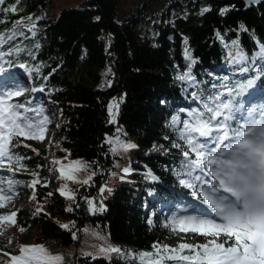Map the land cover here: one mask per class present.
Returning a JSON list of instances; mask_svg holds the SVG:
<instances>
[{
	"label": "trees",
	"instance_id": "16d2710c",
	"mask_svg": "<svg viewBox=\"0 0 264 264\" xmlns=\"http://www.w3.org/2000/svg\"><path fill=\"white\" fill-rule=\"evenodd\" d=\"M54 1L19 0L18 14H0V18L9 21L0 25V30L10 29L12 22L20 17L31 16L37 24L34 39L21 38L27 51L6 59L15 61L16 65L25 63L29 68L39 67V72L29 76L18 66L6 64L5 67H8V73L26 75L31 88L46 85L42 92L44 99L59 112L48 144L54 138L63 147L60 153L90 164L97 174L90 186H81L79 205L73 202L75 209H48L54 206L53 202L62 200L57 197L58 192L50 190L60 176L54 181L43 173L42 155L49 156L48 144L41 148L40 142L27 140L39 152L36 155L30 149H18L31 157L24 161L29 171L14 169L10 172L5 166L0 168V179L11 178L30 185L34 179L31 173L38 172L41 182L29 188V199L44 208L38 215L34 214L35 210L29 215L23 210H14L17 212L16 226L7 222L18 231L22 227L23 232L35 226L32 242L35 246L51 247L62 256L63 264H141L124 252H119L122 255L112 260L81 253L86 225L104 233L111 244L153 254L142 257L144 264H152L159 255L166 254L160 249L166 245L167 238H182L197 245L206 243L211 237L195 233L178 235L172 231V226H165L172 219L171 211L175 205L194 204L199 212L207 208L201 202L203 197L194 200L190 190L179 183L177 171L183 157L180 149L172 145L180 143L183 146V141L179 139L178 127L172 125V118L179 116V127L182 128L185 114L200 103L199 99H193L191 93L194 91L203 97L223 93L227 101V92L233 90L235 104L244 92L254 90L253 85L263 74V71H254L253 65L261 56L260 49L264 45V3L245 11L228 6L232 10L221 16L223 6L215 0H136L126 14L119 10L118 0H84L80 7L61 5L56 15ZM16 2L6 0L4 7ZM205 7L211 11L201 15ZM97 17L100 18L98 21ZM27 23L31 21L25 20ZM240 25L248 31H242ZM26 35L30 34L26 32ZM233 40L238 41V46L232 44ZM37 43L41 45L39 49L35 48ZM237 47L244 61L233 72L230 64L237 57ZM186 48L196 61L194 64L190 65L185 58ZM108 64L112 69L111 86L95 88L85 82L81 72L93 74L96 67ZM189 67L194 84L178 79L189 71ZM234 74L241 75L232 76ZM32 97L31 92L28 98ZM122 97L118 122L136 145L132 150V161L141 169L134 174L144 180H130L117 186L104 201L106 210L91 214L82 195L97 197L100 186L115 168V155L106 142L108 135L116 133L108 106ZM241 123L229 121L232 127ZM159 199L171 203L165 213L160 212ZM148 211L153 212V219L147 217ZM58 212L61 215L56 221L52 215ZM65 224L69 225L68 229L61 227ZM75 246L76 253L73 252ZM0 250L17 255L11 245L4 247L2 237ZM5 257V264H8L9 257ZM163 264L177 262L164 260Z\"/></svg>",
	"mask_w": 264,
	"mask_h": 264
},
{
	"label": "snow or ice",
	"instance_id": "6c2138e0",
	"mask_svg": "<svg viewBox=\"0 0 264 264\" xmlns=\"http://www.w3.org/2000/svg\"><path fill=\"white\" fill-rule=\"evenodd\" d=\"M18 2L19 0L4 7L6 0H0V14L9 12L13 15L18 14ZM251 3H264V0H251ZM230 10L231 7L225 6L221 8L219 14L224 16ZM208 11H211V8H203L201 15ZM96 19L98 21L100 18ZM25 20L31 23L25 24ZM8 23L6 18H0V25ZM239 27L242 31H248L244 25ZM26 32L30 35H26ZM36 34L37 24L31 16L20 17L12 22L10 29L0 30V77L7 75L8 67L18 66L29 76L33 75V72H39V67L29 68L25 63L16 65L15 61L6 59L27 51L22 46L21 38L34 39ZM217 36L223 40L219 32ZM184 43L187 45V38ZM232 44L238 46V41L233 40ZM6 45L7 49H5ZM40 47L39 43L35 44L36 49ZM260 53L264 58V45L261 46ZM28 54L35 58L33 53L28 52ZM236 55L241 56L238 47ZM185 58L190 61V65L196 62L187 48ZM6 64L8 67H5ZM44 79L46 80L47 77ZM178 79L195 83L194 78L191 77L190 67L189 71ZM108 86H111L110 81ZM45 90L46 85L26 89L14 79L0 82V168L7 166L10 172L14 169L28 172L29 169L24 161L30 160L31 157L20 153L18 149H30L39 155L38 150L25 141L42 142L46 133L45 125L50 122L49 118L43 114V107H30L31 101L20 102L17 98L23 96L26 91L44 92ZM233 94V90H229L227 92L229 98L225 101L223 93L203 97L198 96L194 91L191 95L194 100L199 99L200 103L197 108L185 114L186 119L182 121V128L179 127L181 122L178 118H172V125L178 127L179 139L183 141V146L180 143L172 145L180 149L183 157L177 171L179 183L190 190L194 200L203 197L201 202L207 205V208L204 212H197L194 204L185 205L180 210L181 214L173 216L165 226H172V231L178 235L195 233L211 239H207V242L201 245L187 242H181L177 248L163 245L160 250L167 252L168 255H159L158 251L159 259L154 260L153 264H163L164 260L176 261L177 264H264V142L257 149L255 145L247 143L249 137L246 134L245 124H237L236 127L229 124L230 120H236ZM235 94L239 95V93ZM118 110L119 103L114 100L108 106L110 122H116ZM243 119L241 116L240 120ZM106 142L115 154L117 150L112 147V140L107 139ZM118 143L124 152L136 147L135 144L126 141L118 140ZM53 163L61 165L60 178L73 183L90 185L97 174L96 171L91 170L90 164L83 161H74L71 165H63L61 161H53ZM65 168H72L73 172L66 173ZM80 171L89 172L87 178L80 180L73 174ZM122 171L125 175L131 173V169L127 167ZM31 175L34 179L29 187L34 188L41 181L38 172H32ZM5 183L8 185L7 189L0 186V209L7 207L6 201H11L12 196L6 193H10L17 182L11 178L7 181L0 179V185ZM58 191L60 195H66L68 199L75 201V192L66 184ZM105 191L111 193L112 189L106 184L102 185L99 188L101 198L98 202L85 198L92 214L106 210L103 204ZM48 195L51 196L52 193ZM42 211L43 207L39 206L34 214H41ZM68 211H72V208L70 207ZM16 216L15 211L9 215H0V221H8L16 226ZM149 223L151 224L152 221L149 220ZM174 225H178V229ZM61 227L68 229L69 225L65 224ZM19 231L23 232L24 229L20 227ZM221 237L224 239L221 240ZM100 250L120 252L117 248L102 247ZM19 253V255L10 253H2V255L9 257L8 264H62L63 260L61 255H53L43 246H21ZM152 255L141 253V257ZM141 264H144L143 259Z\"/></svg>",
	"mask_w": 264,
	"mask_h": 264
},
{
	"label": "rangeland",
	"instance_id": "374dc122",
	"mask_svg": "<svg viewBox=\"0 0 264 264\" xmlns=\"http://www.w3.org/2000/svg\"><path fill=\"white\" fill-rule=\"evenodd\" d=\"M54 2L57 5V8L53 9V10H56L55 12L56 15L59 14L61 5H64L65 8L80 7L84 5V0H55ZM135 2L136 0H118L119 10L123 12L124 14H126L130 9L134 7ZM243 61H244V56H239V57L237 56L233 58L231 60L230 69L234 72L237 65L242 63ZM253 70L258 73L263 71V74L260 77V79H262L264 75V58H262L261 56L258 58L257 62L253 65ZM81 73H82V76H84L85 82L91 84V86L95 88H102V89L107 88L109 87L108 86L109 81L112 84V69L109 64L101 68L96 67L94 69L93 74L88 73V72H81ZM9 75L18 77V80L16 82H18L20 86L25 87L26 89H31L30 87L31 81H29V78L23 74H19V73L16 74L15 72L7 73V75H5L4 77H0V80ZM238 75L240 76L241 74H237V75L234 74L232 76H238ZM260 81L261 80H258L257 83L253 85L252 89H258L257 86L259 85ZM262 91L264 92V84L262 86ZM30 93L31 91H26L23 96L17 99L20 102H27V101L32 100V104L30 105H32L31 107L33 108L43 107L44 109L43 114L47 115L50 121L49 123L45 125L46 127L45 138L42 142H40V147L45 148L49 142L53 127L55 126L57 122L59 112L56 106H54L52 103H48L44 99L42 92L40 91L32 92L33 97L31 99L28 98ZM249 95L250 94H248V92L246 93L244 92L243 93L244 97L242 96L239 99V101L235 102L234 107H236V120L234 121H236L237 123L242 122L243 124H245L246 134L249 137V139L247 140V143L251 145H255L256 148L259 149L260 144L264 142V101L263 102L260 101V103H258L259 110H260L258 113H256L257 111H251L249 112V114L247 113L246 115H243L244 110L242 111V108H241V106H243L242 99L244 100V99L249 98L250 97ZM123 99L124 97L120 99H115V101H117L120 105ZM250 108H252V106H250ZM241 116L244 118L243 120H240ZM176 117L179 120V116H176ZM114 124L116 125V133L115 135H108L107 139L112 140V147H115L117 150L116 153L114 154L115 155V168L111 170L109 177L102 184V185L106 184L108 188L112 189L111 193L107 191L103 193L104 206H105L104 201L110 197V195L113 193V191L115 190L117 186H120L121 184H124L130 180H136V179L144 180V177L134 174L135 171H139L141 168L135 165L132 161L134 157L132 153L133 149L127 152H124L121 150L120 144L118 143V140H119V141H126V142H130L134 144L133 141L129 138L127 132L119 125L117 116H116V122ZM251 124L253 125L251 126ZM25 143H27V141H25ZM30 145L32 147V144ZM48 147H49L48 148L49 156L45 154L42 155V161L44 163L42 167L44 169L43 173L45 177H47L48 175L52 180L55 181V179L60 176L59 168L61 165L55 164L53 163V161H61L63 165H70L72 164V162L78 161V159L69 154L60 153L63 147H61L57 143V141H55L54 138L48 144ZM126 167L131 169V173L128 175H125L122 171V169ZM67 170L68 168H65V171ZM68 172H73V169L69 170ZM113 173H115V175H112ZM73 174H75L78 179L83 180L87 178L89 172L80 171V172H74ZM122 176H123V179H121ZM65 184L68 186L70 190L75 192L76 194L75 201L68 199L66 195L65 196L60 195L59 191L56 190V186H58V189H60ZM0 186L4 187L5 189H7L8 187L7 183L0 185ZM81 186L83 185L79 183H73L72 181H68L66 179H61V178L57 182H53V184L50 187V190H55L56 192H58L57 197L58 198L61 197L62 200L58 202H53L54 206L49 207L48 209L57 210V208H62V207L63 208L65 207L66 209H69L70 207L75 209L73 202H76V205H79V199H80L79 196L81 194ZM84 186H90V185H84ZM16 188H18L17 192H15ZM29 188L30 187L28 183L17 182L13 190L10 193H6L7 195H11L12 199L10 202L6 201L7 207L0 209V215H9L10 212L14 210H23V212L26 215H29L34 210H36L37 207L42 206L41 204L34 205L36 201L32 202L29 199V196H30ZM82 197L94 199L95 201H97L96 198L100 200L101 194L99 192L97 197L95 195L89 196L88 194H85V195H82ZM51 199L53 200V198ZM159 203L161 204V211H160L161 213H165L168 207L171 205V203L167 204L162 199H159ZM97 206H99L98 203H97ZM183 207L184 206H181V205H175V207L173 208L174 210L171 211L172 212L171 218L173 216L181 214L180 210ZM88 211H89V206H88ZM190 211L191 209H189V212ZM197 212H199V209H197ZM60 215L61 213L58 212L56 215H52V218L58 221L57 216H60ZM153 216H154L153 212H149V211L147 212V217H149L150 219H153ZM65 218L69 219V216H66ZM35 230H36V227L34 226V227L27 229L25 232L22 233L18 231V229L10 226L7 221H0V237H2L4 240V247L11 245L12 247L16 249L17 255L20 254L19 249L21 246H35V244L31 240ZM85 230L86 232L80 244L81 253L88 254V255L90 254L91 256H94V257L107 258L109 260H112L116 257H120L122 255L121 253H117V252H102L100 250L102 247L103 248H113L108 237L104 233H101L99 230H94L93 226L91 225H86ZM9 241H11V243H9ZM181 242H185V241H183L182 238H167L166 239V245L170 246L171 248H177ZM44 248L49 253L56 255V252H54V250L51 247H44ZM76 249H77V246L73 248L74 253H76ZM2 253L4 252L0 250V264H5L7 257L3 256ZM163 255L166 256L168 255V253L166 252V254H163Z\"/></svg>",
	"mask_w": 264,
	"mask_h": 264
},
{
	"label": "bare ground",
	"instance_id": "6f19581e",
	"mask_svg": "<svg viewBox=\"0 0 264 264\" xmlns=\"http://www.w3.org/2000/svg\"><path fill=\"white\" fill-rule=\"evenodd\" d=\"M13 79L15 81H17L18 77L9 75V76H6L5 78L1 79L0 82L11 81ZM259 80H261V81H260L259 85L257 86L258 89L248 91V94H250L249 95L250 97L247 99H244V100L242 99L243 106H241V108H242V111L244 110L243 115H246L247 113L249 114V112H251V111H257L256 113H258L260 111L258 103H260V101H262V102L264 101V92L262 91V86L264 84V75H263L262 79H259ZM250 104H252V108H250ZM251 125H253V124H251ZM57 189H58V187L56 186V190ZM113 248L120 249V252L127 253L129 256L133 257L134 259H137L138 261H141V259H143L141 257V253L138 251H134V250H131L128 248H123L117 244H113Z\"/></svg>",
	"mask_w": 264,
	"mask_h": 264
},
{
	"label": "water",
	"instance_id": "95a60500",
	"mask_svg": "<svg viewBox=\"0 0 264 264\" xmlns=\"http://www.w3.org/2000/svg\"><path fill=\"white\" fill-rule=\"evenodd\" d=\"M220 6H234V8L245 11L252 8L256 4L260 3H251V0H215Z\"/></svg>",
	"mask_w": 264,
	"mask_h": 264
}]
</instances>
